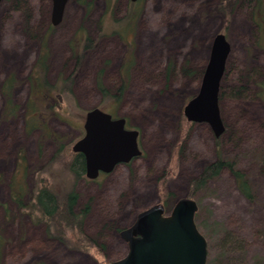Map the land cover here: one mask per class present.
I'll return each instance as SVG.
<instances>
[{"label":"rangeland","instance_id":"rangeland-1","mask_svg":"<svg viewBox=\"0 0 264 264\" xmlns=\"http://www.w3.org/2000/svg\"><path fill=\"white\" fill-rule=\"evenodd\" d=\"M221 1L140 0L133 29L122 32L130 0H69L62 23L46 37L52 0L1 2L0 264H109L125 258L128 244L121 232L158 202L170 211L180 197H188L191 181L219 151L236 158L251 176L257 199L244 198L227 169L192 197L203 211L197 223L205 228L207 262L240 263L242 257L236 255L215 263L223 248L221 236L228 231L246 240L247 264H264V163L262 154L253 155L259 146L264 147V96L257 94L259 82L264 83V48L256 45L246 4L226 22L216 12ZM219 32L225 33L231 46L224 84L227 92L233 88L241 92L239 97L225 95L221 103L227 126L218 137V147L207 123L192 122L185 128L180 119L185 105L198 93L213 37ZM87 37L94 46L88 50L78 46L80 63L73 45L82 47ZM44 41L51 84L71 75L75 84L61 110L49 112L56 104L48 101L44 119L31 127L29 76ZM12 78V89L5 95L4 87ZM99 80L111 95L127 83L119 104L104 97ZM8 98L15 110L6 117ZM101 105L115 118L126 119L129 129L140 132L144 154L109 175L79 182L81 204H92L86 233L105 247L84 252L49 238L45 227L35 225L22 211L15 195L20 187L29 202L38 187L63 190L65 172L57 174L51 164L58 150L54 136L64 138L73 151L85 136L87 112ZM213 222L222 225L217 231L221 236L216 232L210 238L206 226Z\"/></svg>","mask_w":264,"mask_h":264},{"label":"trees","instance_id":"trees-1","mask_svg":"<svg viewBox=\"0 0 264 264\" xmlns=\"http://www.w3.org/2000/svg\"><path fill=\"white\" fill-rule=\"evenodd\" d=\"M243 2L246 4L247 11L251 14L250 23H252L255 28L256 45L264 48V0H222L218 3L216 12L220 14L226 22H229L237 9L243 5ZM139 3L140 0L137 2L131 1L129 11L123 19V22L125 21L127 24L120 31L128 32L133 29L132 25L133 22H135V17H137L140 12L139 8H137ZM17 9L19 10V8ZM225 30H228L227 26ZM78 46L81 50H88L94 46V41L87 37L84 40V45L82 47L80 43H75L73 49L75 50L76 55H78ZM82 58V54H79L78 60L80 63ZM48 59L49 51L46 42L44 41L40 54L37 55L29 76L31 97L27 105V115L30 116L31 127H34V124L37 123L38 119H44L42 118L44 115L43 108L48 105V101H55L56 104L50 108L49 112L56 109L61 110V108L67 104L66 101H68L73 93L75 84L74 75L60 79L55 85L51 84L48 79ZM224 81L225 79L223 77L219 93L220 109L222 101L226 98L225 95L239 97L241 92V90L237 88H233L230 92H227L228 89L224 84ZM13 83V78L7 81L3 90L5 95L11 91ZM259 85L261 91L257 94L264 96V83L259 82ZM98 87L105 98L109 97L113 102L119 104L127 89V83L122 85L116 95H111L101 80L98 81ZM12 105V99L8 98L6 106L8 110L5 113L6 117L9 116V114L12 115V113H14L15 108L13 107L11 109ZM99 108L106 111V108H103L102 105ZM180 120L181 127L185 126V128H189L192 124L191 121L186 120L184 115L181 116ZM226 126L227 125L225 124V131ZM54 137L58 144V150L52 158L51 164L57 174L60 170L65 172L66 177L63 178L65 182L63 190H58L54 186L51 187L49 185L40 188L38 187L31 192L29 197L30 200L29 202H26L24 200V195L20 192L21 188L19 187L16 189L15 201L22 211L32 219L35 225L45 227L46 235L49 238L66 244L71 248L90 252L94 248L100 246L95 239L86 233V221L91 214L92 204L89 202L82 205L81 194L78 191L79 182L86 178L85 159L82 155L75 154L72 151L71 144L66 143L64 138L59 136ZM219 140L220 139L217 137L216 142H218V147L220 146ZM253 152L254 156L262 154V163H264V147L259 146ZM23 159L24 158H22V160ZM226 169L233 176L235 187L238 188L244 198L251 202L256 201V188L251 181V176L241 168L236 158L225 156L220 151L218 152V157L213 160V162L207 164L202 169V172L191 181V193L187 196L191 198L203 192V190L206 189L211 182L217 180L220 177V174ZM54 170L52 171L53 174ZM202 214V209H198L195 219L196 223L197 220L203 216ZM197 225L200 232L204 234L205 228L203 226L200 227L198 223ZM221 226L222 225L218 222H213L210 225L207 224L206 234L208 237L211 238L218 229L220 230ZM223 233L222 236L218 233V236H221L223 248L222 251L217 254L215 263L217 260H223L224 262L227 260L228 262L229 259L232 260L233 256L236 255L237 257L239 256V258L242 257L239 264H247L245 259L246 255L244 254L246 240L243 236L228 231H224ZM103 248L105 247H100L101 250H103ZM260 261L257 260V262ZM207 264H212V262H207Z\"/></svg>","mask_w":264,"mask_h":264},{"label":"water","instance_id":"water-1","mask_svg":"<svg viewBox=\"0 0 264 264\" xmlns=\"http://www.w3.org/2000/svg\"><path fill=\"white\" fill-rule=\"evenodd\" d=\"M68 1L52 0L53 25L62 22ZM210 50L198 93L183 109L186 120L207 123L215 136L220 137L225 132V123L219 93L231 53L224 33L213 37ZM84 130L85 136L73 146V152L84 157L87 179L97 180L101 174H110L118 166L143 156L140 132L128 129L126 119H114L95 108L87 112ZM198 208L196 200L184 196L170 211L158 202L141 212L134 224L121 232V238L128 244L127 256L109 264H207V239L195 220Z\"/></svg>","mask_w":264,"mask_h":264},{"label":"flooded vegetation","instance_id":"flooded-vegetation-1","mask_svg":"<svg viewBox=\"0 0 264 264\" xmlns=\"http://www.w3.org/2000/svg\"><path fill=\"white\" fill-rule=\"evenodd\" d=\"M68 2H69V1H68ZM130 2H131V0H130ZM67 4H68V3H67ZM66 7H67V5H66ZM65 11H66V9H65ZM64 15H65V13H64ZM63 18H64V17H63ZM62 21H63V20H62ZM61 23H62V22H61ZM53 26H55V25H53V23H52V9H51V20H50V23H49V25H48L47 30L45 31V37H46V35L50 32V29H51ZM57 26H58V25H57ZM48 51H49V50H48ZM33 66H34V65H33ZM113 118L116 119L115 116H113ZM127 128H128V121H127ZM128 129H129V128H128ZM140 136H141V134H140ZM140 147H141V145H140ZM141 150L143 151V148H142V147H141ZM143 154H144V151H143ZM142 157H143V156H142ZM134 161H135V160H134ZM134 161H133V162H134ZM133 162H131V163H133ZM131 163H130V164H131ZM124 165H125V164H124ZM127 165H129V164H127ZM118 167H119V166H118ZM118 167H117V168H118ZM117 168H116V169H117ZM116 169H115V170H116ZM115 170H114V171H115ZM112 173H113V172H112ZM110 174H111V173H110ZM102 175L105 176V175H109V174H101V176H102ZM101 176H100V177H101Z\"/></svg>","mask_w":264,"mask_h":264}]
</instances>
